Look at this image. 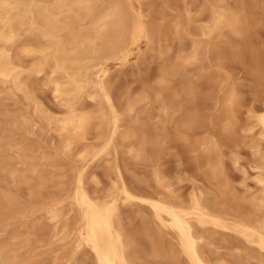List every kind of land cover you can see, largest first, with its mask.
<instances>
[{"label":"bare ground","instance_id":"1","mask_svg":"<svg viewBox=\"0 0 264 264\" xmlns=\"http://www.w3.org/2000/svg\"><path fill=\"white\" fill-rule=\"evenodd\" d=\"M173 7L0 0V264H36L35 249L55 244L65 250L53 264H147L123 207L137 209L149 255L165 264H264V49L254 43L264 0H203L195 14L186 3L169 20ZM141 43L161 58L156 83L120 93L109 63L139 68ZM246 53L259 104L242 102L227 68ZM152 103L157 113L143 109ZM174 140L208 183L164 170ZM46 144L55 154L37 153ZM122 152L150 168L145 189L129 182ZM63 158L69 182L46 168Z\"/></svg>","mask_w":264,"mask_h":264},{"label":"rangeland","instance_id":"2","mask_svg":"<svg viewBox=\"0 0 264 264\" xmlns=\"http://www.w3.org/2000/svg\"><path fill=\"white\" fill-rule=\"evenodd\" d=\"M134 5L136 7L143 6L146 0H142L141 3L137 0H133ZM203 0H178L179 7H173L168 12L170 16L168 17L169 20L173 19L175 16L182 13L180 11L183 6L188 3L193 8V14H195L200 6V3ZM185 18V17H184ZM196 23V22H195ZM172 45V50L176 51L178 47V41L176 39L169 40ZM255 46L258 48L264 49V24L259 26L257 29L256 37L254 38ZM141 51L145 52V59L140 62L139 68L134 67L131 63L127 65L122 71L118 70V64L115 62H110L109 65L115 75L113 87L116 91L120 93H126L128 90L139 91L145 86L154 85L156 83V75L159 70V66L161 63V58L157 54H152L146 50V45L144 43L140 44ZM136 52L133 55L134 61L136 58ZM249 62V54H245L244 58L241 61H229L227 68L234 76L236 85L240 92V97L243 103H255L259 104L256 100L257 98V85L256 80L250 68L248 66ZM175 86L179 85V81L174 82ZM46 101L49 105H54L52 101V97L50 93L46 92ZM7 108L10 110L17 109L16 106L12 105L11 102H7ZM143 109L147 111H152L153 113H157V103H152L145 105ZM146 118L147 115L144 114ZM51 135L50 132L46 133L43 137V144L44 140ZM46 137V138H45ZM34 140L39 139L37 135L32 137ZM42 139V138H41ZM53 141H55L53 139ZM122 150H126L124 147ZM42 151H46L50 154H55V147L54 145H44L42 149H40L37 153L39 154ZM124 162L127 164V171L126 176L131 183V185L137 188H143L145 186L144 182L141 179L149 178L150 177V168L142 162H138L135 159L131 158L129 154L122 152ZM247 155V154H246ZM122 159V160H123ZM162 167L164 170L172 176L175 174L182 172V176H189L190 178H198L203 183H208L207 176L204 172V165L202 160H196L194 154L188 150L184 143L180 140H174L170 144V148L166 150V153L162 156L161 159ZM73 162L70 158H63L59 162V166L54 168L46 167L49 171H54L57 175V180H65L67 182L70 181L72 176V171L70 170V165ZM100 177V180L104 186H107L108 180L105 175V168L104 165L99 166L95 164L93 167ZM227 170L231 176L238 174V172L233 169L230 163L227 164ZM59 175V176H58ZM62 175V176H60ZM188 183L187 181H183V184ZM187 190V189H186ZM57 189L49 183L48 187L45 190L46 197L49 198L50 196L56 193ZM27 188L22 187L23 197H27ZM124 211V221L127 229L134 234L136 246L142 250L143 253H147L145 255L147 264H165L164 259L161 257L155 258L150 253V243L147 239V235L141 229V216L137 214V209L135 207H123ZM39 214L36 215L38 217ZM15 225L20 224V218L14 223ZM65 248H61L58 244L55 245H43L38 246L35 249V259L36 264H53L52 259L55 257L57 252L64 251Z\"/></svg>","mask_w":264,"mask_h":264}]
</instances>
